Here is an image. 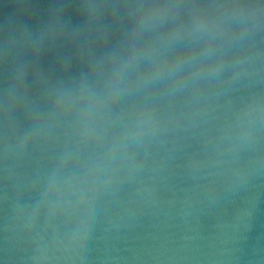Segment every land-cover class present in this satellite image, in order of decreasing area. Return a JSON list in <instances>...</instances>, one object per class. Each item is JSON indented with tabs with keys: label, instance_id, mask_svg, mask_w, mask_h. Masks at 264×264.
I'll return each mask as SVG.
<instances>
[{
	"label": "water",
	"instance_id": "1",
	"mask_svg": "<svg viewBox=\"0 0 264 264\" xmlns=\"http://www.w3.org/2000/svg\"><path fill=\"white\" fill-rule=\"evenodd\" d=\"M0 264H264V0H0Z\"/></svg>",
	"mask_w": 264,
	"mask_h": 264
}]
</instances>
